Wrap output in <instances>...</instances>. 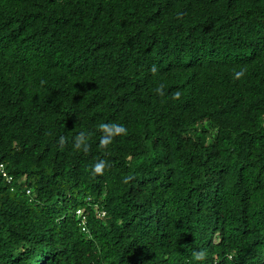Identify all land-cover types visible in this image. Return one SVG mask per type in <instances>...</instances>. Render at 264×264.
I'll return each instance as SVG.
<instances>
[{"label": "trees", "instance_id": "16d2710c", "mask_svg": "<svg viewBox=\"0 0 264 264\" xmlns=\"http://www.w3.org/2000/svg\"><path fill=\"white\" fill-rule=\"evenodd\" d=\"M33 258L264 264V0H0V264Z\"/></svg>", "mask_w": 264, "mask_h": 264}, {"label": "clouds", "instance_id": "9594fccd", "mask_svg": "<svg viewBox=\"0 0 264 264\" xmlns=\"http://www.w3.org/2000/svg\"><path fill=\"white\" fill-rule=\"evenodd\" d=\"M101 128H103L106 132L109 133V138H104L102 139L101 143L107 145L108 143H110V136L114 135V134H118V133H124L125 129L122 125L119 124H101L100 125ZM74 148L76 149H83L86 150L87 149V144H86V134L84 132L79 133L76 137H75V142H74ZM104 166V162L100 161L99 163L94 165V171L95 172H100L102 170ZM4 176H6L7 180H8V176L5 173H2ZM26 194L30 193V189L27 188L25 190ZM95 211L96 213H98V216L100 218L101 221H103L105 219V215H106V211L99 208V207H95ZM79 212V209H78ZM80 228L82 231H87V226H86V222H85V217L82 218V220L80 221ZM44 256H42L43 258ZM195 259L197 261H203L206 259V253L204 251H199L195 254ZM39 262H37L35 260V258L32 259L31 264H38Z\"/></svg>", "mask_w": 264, "mask_h": 264}]
</instances>
